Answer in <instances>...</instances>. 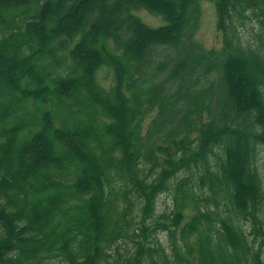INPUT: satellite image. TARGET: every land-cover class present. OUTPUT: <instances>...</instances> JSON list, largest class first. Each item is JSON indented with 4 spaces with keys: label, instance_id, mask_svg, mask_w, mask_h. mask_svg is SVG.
I'll return each mask as SVG.
<instances>
[{
    "label": "trees",
    "instance_id": "trees-1",
    "mask_svg": "<svg viewBox=\"0 0 264 264\" xmlns=\"http://www.w3.org/2000/svg\"><path fill=\"white\" fill-rule=\"evenodd\" d=\"M209 1L0 0V264H264V0Z\"/></svg>",
    "mask_w": 264,
    "mask_h": 264
},
{
    "label": "rangeland",
    "instance_id": "rangeland-1",
    "mask_svg": "<svg viewBox=\"0 0 264 264\" xmlns=\"http://www.w3.org/2000/svg\"><path fill=\"white\" fill-rule=\"evenodd\" d=\"M201 6H202V16L200 21V26L198 31L196 32V39L200 41L205 47L207 48H218L222 44V36L217 30V14H216V8L215 5L209 1V0H200ZM144 21H146L151 26H159L165 23V20L161 16H156L151 13H149L146 10H139L137 12ZM256 29H258V26L256 25ZM100 80L104 87H110L114 81L113 72L107 69H103L100 74ZM156 111L148 115L145 118V121L143 123L144 125V131L147 128L148 123L152 119V117L155 115ZM256 166L259 171V174L262 178L263 182V188H264V146L259 149V152L257 154L256 159ZM197 190V188H196ZM174 206L173 203V197L171 192H164L162 193L158 198V204H157V210L158 213L162 212H168L170 213L172 208ZM215 206L213 203H211V208H214ZM220 212L222 214H225L226 212V206L222 205L220 208ZM261 214L264 216V202H263V210ZM244 227L246 230H249L251 228V224L245 223ZM137 232H140L139 229H136ZM158 236L160 240L163 242L164 246L168 248V252L171 255L172 254V248H170V244L168 241V234L166 231H158ZM118 249L121 253L125 254L128 250H135V244L132 240L129 238H122L120 240V243L118 245ZM117 249V248H116ZM113 255H117V251L113 250ZM50 264H65L63 261L59 259H52L49 262Z\"/></svg>",
    "mask_w": 264,
    "mask_h": 264
}]
</instances>
